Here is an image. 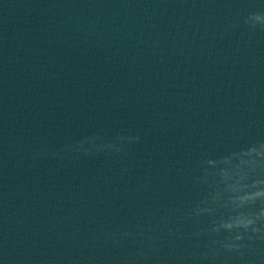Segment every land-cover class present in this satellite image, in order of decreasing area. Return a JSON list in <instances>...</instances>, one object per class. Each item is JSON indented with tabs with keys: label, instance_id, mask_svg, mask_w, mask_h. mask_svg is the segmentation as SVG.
<instances>
[{
	"label": "clouds",
	"instance_id": "1",
	"mask_svg": "<svg viewBox=\"0 0 264 264\" xmlns=\"http://www.w3.org/2000/svg\"><path fill=\"white\" fill-rule=\"evenodd\" d=\"M254 16L257 17V18L264 17V16H262V15H260V14H255ZM260 23L264 24V22H260ZM261 216H264V212L261 213ZM254 223H255V221L251 218L250 221H249V225H248V226H238V227H236V228H243V229L247 230V229H248L249 227H251ZM230 230H231V229H230ZM239 238H240V237H237V239H239ZM228 247H231V245H228Z\"/></svg>",
	"mask_w": 264,
	"mask_h": 264
}]
</instances>
